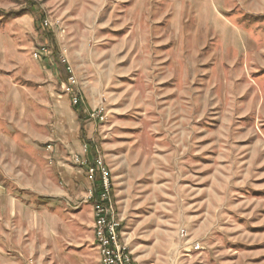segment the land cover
Here are the masks:
<instances>
[{
    "label": "rangeland",
    "instance_id": "obj_1",
    "mask_svg": "<svg viewBox=\"0 0 264 264\" xmlns=\"http://www.w3.org/2000/svg\"><path fill=\"white\" fill-rule=\"evenodd\" d=\"M77 155L108 168L137 264H264V0H0V179L49 218L15 228L0 197L17 264H99Z\"/></svg>",
    "mask_w": 264,
    "mask_h": 264
},
{
    "label": "built area",
    "instance_id": "obj_2",
    "mask_svg": "<svg viewBox=\"0 0 264 264\" xmlns=\"http://www.w3.org/2000/svg\"><path fill=\"white\" fill-rule=\"evenodd\" d=\"M47 53L48 49L41 46L33 52V56L39 58ZM60 61L67 74L64 93L69 96L71 104L76 106L82 101L76 76H74L69 60L64 53L60 54ZM88 118L89 120L103 121L105 119L103 104L90 110ZM88 148V143H84L83 150L87 152ZM46 149L49 150L50 145H47ZM73 157L75 162L85 166L89 179L96 185L94 191H90L86 196V200L91 202L92 214H94V243L97 248L99 264H137L128 243L123 238L121 221L113 207L112 185L108 168L100 157H94L92 162L88 158L82 159L78 155ZM195 248L198 249L199 244H196Z\"/></svg>",
    "mask_w": 264,
    "mask_h": 264
},
{
    "label": "crops",
    "instance_id": "obj_3",
    "mask_svg": "<svg viewBox=\"0 0 264 264\" xmlns=\"http://www.w3.org/2000/svg\"><path fill=\"white\" fill-rule=\"evenodd\" d=\"M5 182V178L2 177L0 179V197L4 198V195L8 196V208L6 210L3 209L1 213L7 211V213H9L8 215H10L12 219L16 221L13 227L20 229L26 228L25 231L28 233V231L30 232L33 229L31 219L34 213H37L35 211L37 210L35 208V204H39L40 200H45V197L41 195H35L34 192H32L31 188H29L28 186H22L21 183L17 184L15 179L12 180L11 184L21 191L24 190V195H16L14 193L11 194L9 192L7 193L4 187ZM37 215L40 216L38 213ZM38 218H40L38 229L39 231L42 230L44 232L46 229V224H44V222H46V219L49 218H46L44 214H42V216ZM17 261L18 257L16 256V254H14L13 252L9 254L8 249H4L3 245L0 242V264H17Z\"/></svg>",
    "mask_w": 264,
    "mask_h": 264
},
{
    "label": "trees",
    "instance_id": "obj_4",
    "mask_svg": "<svg viewBox=\"0 0 264 264\" xmlns=\"http://www.w3.org/2000/svg\"><path fill=\"white\" fill-rule=\"evenodd\" d=\"M96 194V193H95Z\"/></svg>",
    "mask_w": 264,
    "mask_h": 264
}]
</instances>
